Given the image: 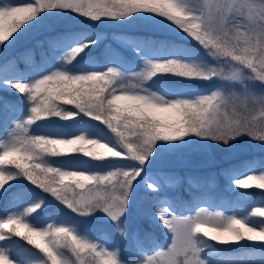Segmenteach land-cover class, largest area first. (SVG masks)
Here are the masks:
<instances>
[{
	"label": "snow or ice",
	"instance_id": "6c2138e0",
	"mask_svg": "<svg viewBox=\"0 0 264 264\" xmlns=\"http://www.w3.org/2000/svg\"><path fill=\"white\" fill-rule=\"evenodd\" d=\"M141 23L160 35L120 37L130 55L107 44L90 55L102 29ZM41 32L38 62L35 48L11 55ZM197 82L209 86L189 87ZM13 90L26 99L0 102V264H23L11 237L43 254L34 264H264V220L253 219L264 198L240 192L181 211L169 195L177 177L154 167L194 145L232 158L246 137L264 151V0L0 2V91ZM220 175L224 192L264 189V159ZM200 181L216 187L215 177H189ZM56 202L111 230L39 222ZM133 214L150 228L129 227ZM243 249L260 255H225Z\"/></svg>",
	"mask_w": 264,
	"mask_h": 264
},
{
	"label": "rangeland",
	"instance_id": "374dc122",
	"mask_svg": "<svg viewBox=\"0 0 264 264\" xmlns=\"http://www.w3.org/2000/svg\"><path fill=\"white\" fill-rule=\"evenodd\" d=\"M0 2L3 3H9L11 0H0ZM201 3L204 2H212V0H200ZM101 31L105 34V39L102 46L111 45L115 48L116 51L122 50V46L119 43V38L123 37L125 35H145L152 34V35H160L159 33H153L150 32L148 26L144 24H137L134 26H130L128 28H105ZM119 33V34H118ZM49 33L47 32H41L37 33L35 35H29V37L26 40H22L16 48H14L11 52H16V55L19 53H22L27 46H29L33 42L38 41H44ZM100 45V46H101ZM120 49V50H119ZM203 86L208 85V82H197ZM257 93L260 92V89H256ZM4 92L8 91H0V102L3 100L11 101ZM30 103V102H29ZM111 135V133H109ZM3 137V133H0V138ZM211 143V142H210ZM259 142L251 141L250 138H243L238 144L234 145V153L235 155L232 158L226 157V154L216 148L215 146H210L206 148H202L199 146H192L190 148H186L183 150H179L175 152V154L167 155L159 159L156 164L154 165L155 168L161 169L164 172L173 173L177 177L176 183L171 185V191L169 192V195L174 197L177 202H183V208L181 211L187 212L189 207V201L197 202L200 200L206 201L208 204H212L213 202H220V201H226L227 199H230L235 196V193L240 192H249L256 194V199L259 200L261 198H264V189H258V188H250V189H239L235 188V192H224L223 189L225 188V185L227 181L225 178L220 175L221 169L228 168L233 161H240L241 158L245 157H252L254 156L253 160L257 159V155H264V151H262L259 147L256 145ZM69 157H74L79 160H86L88 158H85L82 156V154H73L71 156L65 157L66 159H72ZM91 163H97L95 161H91ZM249 174H259V173H249ZM189 177H201V178H208L211 179L212 177H215L216 179V187H205L203 181L197 182H189ZM240 178H245L241 176ZM233 187H235L233 185ZM181 190L184 189L188 196L183 195V192H177L174 191V189ZM54 199V198H53ZM56 207H61L63 211H59L60 215H63L64 217L67 215H70L73 219H77L76 221H85L88 225H90L92 228H99L98 223L103 225L101 219H95L92 220L89 217H80L77 214L71 213L69 209L66 208V206L60 204L59 202H56L51 208L47 209V211L55 210ZM212 210L211 208L209 209ZM219 210V209H217ZM66 211V212H64ZM227 214V213H226ZM27 218L25 220L27 221ZM65 218H59L58 220H54V222L47 221L49 223H53L58 225L59 220H64ZM253 219L256 220H264V217H255ZM129 227H137L139 226L142 230H148L150 228V225L146 220L138 219L136 214H133L129 217V220L127 221ZM109 230H111V224H104ZM23 231V230H21ZM12 239H16V237H11ZM112 239H116V233L112 232ZM1 243V242H0ZM27 242L22 246V250L26 254L24 256L25 260L23 264L31 263L34 259V256L29 254L28 251L32 253L34 248L31 245H26ZM233 245L229 246H221L218 245V247H231ZM32 247V248H31ZM32 254H36L37 252H33ZM43 254L41 253L39 257H43ZM68 256L71 257V259L75 258L71 256V253H67ZM86 257V254H85ZM87 258V257H86Z\"/></svg>",
	"mask_w": 264,
	"mask_h": 264
},
{
	"label": "trees",
	"instance_id": "16d2710c",
	"mask_svg": "<svg viewBox=\"0 0 264 264\" xmlns=\"http://www.w3.org/2000/svg\"><path fill=\"white\" fill-rule=\"evenodd\" d=\"M119 34V33H118ZM131 35H133V34H131ZM145 35H149V34H145ZM150 35H152V34H150ZM37 44V42H33V43H31L29 46H27L26 48H35V53H36V55H35V60L38 62L39 60H40V53H41V49L40 48H38V47H35V45ZM26 48H24V49H26ZM111 49L112 50H115V48L114 47H112L111 46ZM120 50V49H119ZM25 51V50H24ZM24 51H22V52H24ZM104 51V46H100L99 48H95L91 53H90V55L91 56H93V57H97V58H99V57H101V53ZM116 51V50H115ZM117 52H119V51H117ZM120 53H123V54H125V55H130V53H127V52H125V50L122 48V50H120ZM12 56H16V52H13L12 54H11ZM18 67H19V69L21 70V71H24L25 69H26V67H27V65H26V63L24 62V61H20L19 62V64H18ZM189 87H193V88H198V87H195V86H191V85H189ZM5 94H6V96L11 100L10 102H12V103H18V102H20L21 100H24V99H26L24 96H22L21 94H19V93H16L14 90L13 91H8V92H4ZM65 108H71L72 106H64ZM61 123H65V122H61ZM93 123H96V122H93ZM100 127L101 128H105V126H103V125H100ZM105 131L106 132H108V133H110V130H107L106 128H105ZM253 158H255L254 156H252V157H245V158H241L240 159V161H238V162H236V161H233V163H231V164H239L241 161H247V160H253ZM260 159H264V155H257V159L256 160H260ZM255 160V159H254ZM181 190H177V192H180ZM183 195H185L186 196V194L183 192L182 193ZM4 207V202L3 201H0V210H2V208ZM59 211H63V209H61V207H56V209L55 210H51V211H45L44 213H42L41 214V216L39 217V222H44L46 219H48L49 217H51V218H55L56 220H58L59 218H65V219H69V220H77L76 218L75 219H73L72 217H70V215H67V216H63V215H60L59 214ZM64 212H66V211H64ZM42 219V220H41ZM102 226H105L104 224L103 225H101V223L100 224H98V227L100 228V227H102ZM13 241V240H12ZM14 242H16L18 245H24L25 243H26V241L25 240H23V239H21L20 237H17L16 238V240L14 241ZM3 243H8V241H4ZM26 245H28V244H26ZM231 247H238V246H235V245H233V246H231ZM256 247H257V249L260 247V245L259 244H257L256 245ZM32 248V247H31ZM34 248V247H33ZM33 252H37V255L35 254V255H32V256H34V259H33V261H32V263H29V264H34V260H35V257L36 256H39L41 253H39V250L38 249H35L34 248V250H33ZM32 252V253H33ZM31 253V254H32ZM225 255L226 256H232V257H235V258H248V257H259V255H260V253H259V251H252V250H250V249H243V250H240V251H238V252H233V253H225ZM43 256V255H42ZM75 258H73V260H74Z\"/></svg>",
	"mask_w": 264,
	"mask_h": 264
}]
</instances>
